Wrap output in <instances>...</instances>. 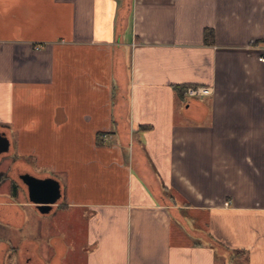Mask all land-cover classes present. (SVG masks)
<instances>
[{
	"label": "crops",
	"instance_id": "crops-1",
	"mask_svg": "<svg viewBox=\"0 0 264 264\" xmlns=\"http://www.w3.org/2000/svg\"><path fill=\"white\" fill-rule=\"evenodd\" d=\"M263 46L264 0H0L5 168L61 189L0 161V264H264Z\"/></svg>",
	"mask_w": 264,
	"mask_h": 264
},
{
	"label": "water",
	"instance_id": "water-1",
	"mask_svg": "<svg viewBox=\"0 0 264 264\" xmlns=\"http://www.w3.org/2000/svg\"><path fill=\"white\" fill-rule=\"evenodd\" d=\"M9 140L0 132V153L7 151ZM26 186L27 196L40 212H48L61 196L59 181L53 176H38L29 172L19 175Z\"/></svg>",
	"mask_w": 264,
	"mask_h": 264
},
{
	"label": "rangeland",
	"instance_id": "rangeland-1",
	"mask_svg": "<svg viewBox=\"0 0 264 264\" xmlns=\"http://www.w3.org/2000/svg\"><path fill=\"white\" fill-rule=\"evenodd\" d=\"M9 156V153H7V152H4V153H2L1 155H0V157L2 158L0 161H2V166L4 167V171H5V173L6 174H8L10 177H13V179H16L17 181H20L21 182V180L19 179V177H18V175H19V173H22L25 169H24V164H23V162H21V161H19V162H17V161H15V160H9L10 162V164L7 166V168H5L6 167V162H4L3 160L5 159V158H7ZM27 163H28V161H26ZM33 166V165H32ZM32 168H34V174H35V170L37 171V172H42V169L41 168H36V167H32ZM42 174H44V173H42ZM36 175H39V174H37L36 173ZM39 176H41V174L39 175ZM43 176V175H42ZM235 256H233L232 257V259H230V260H228L227 262H226V264H237L236 263V259L234 258ZM219 262H220V259H216V262H215V264H219Z\"/></svg>",
	"mask_w": 264,
	"mask_h": 264
},
{
	"label": "built area",
	"instance_id": "built-area-1",
	"mask_svg": "<svg viewBox=\"0 0 264 264\" xmlns=\"http://www.w3.org/2000/svg\"><path fill=\"white\" fill-rule=\"evenodd\" d=\"M257 58H258V61L264 62V46L260 49ZM211 92H212V89L208 85H204V84H189V85H187L185 87L184 92H183V96L199 97V96L208 95ZM100 134H101V137L103 139H108L109 135H110L109 132H102Z\"/></svg>",
	"mask_w": 264,
	"mask_h": 264
},
{
	"label": "trees",
	"instance_id": "trees-1",
	"mask_svg": "<svg viewBox=\"0 0 264 264\" xmlns=\"http://www.w3.org/2000/svg\"><path fill=\"white\" fill-rule=\"evenodd\" d=\"M204 37L207 39L208 38H211L212 37V30L210 28H205L204 29ZM189 85V84H179V85H176V90L177 92L180 94V95H183V92H184V89L185 87ZM95 142L97 144L101 143V134L100 133H96V136H95Z\"/></svg>",
	"mask_w": 264,
	"mask_h": 264
},
{
	"label": "flooded vegetation",
	"instance_id": "flooded-vegetation-1",
	"mask_svg": "<svg viewBox=\"0 0 264 264\" xmlns=\"http://www.w3.org/2000/svg\"><path fill=\"white\" fill-rule=\"evenodd\" d=\"M24 172H27V171H23L22 173H24ZM22 173H19V175L22 174ZM29 173H30V172H29ZM32 174H33V173H32ZM19 175H18V176H19Z\"/></svg>",
	"mask_w": 264,
	"mask_h": 264
}]
</instances>
